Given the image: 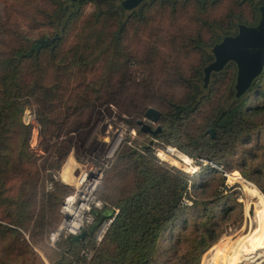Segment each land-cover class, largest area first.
I'll use <instances>...</instances> for the list:
<instances>
[{
  "label": "rangeland",
  "instance_id": "1",
  "mask_svg": "<svg viewBox=\"0 0 264 264\" xmlns=\"http://www.w3.org/2000/svg\"><path fill=\"white\" fill-rule=\"evenodd\" d=\"M62 1H65L67 7H64L63 11H58L57 15L49 16L42 10L51 9L48 0H0V59L8 56L13 49L26 48L33 42L54 41L60 34L65 17L73 9V6H68L69 0ZM206 1L208 2L205 8L208 12L206 24H203L205 13L198 10V6H192V4L182 6V9H185L184 18L185 13L190 14L193 9L196 10L197 25L203 24L201 25L203 30L200 31L204 39L202 43L197 44L193 40L188 44L168 45L163 42L153 48V55L149 56V53L146 54L144 42L137 47L138 52L133 48L137 40L135 37L137 28L129 27L123 43L125 52L135 50L128 66L133 74L129 72L127 76L118 67H104L101 69L105 75L102 80L103 88L96 89L94 86L92 80L96 75L95 71H88L87 76L83 74L82 69L78 72L79 62L70 67V70L74 72L71 73V78L74 80L70 84L71 90L68 89L67 96L62 89L57 93L49 91L46 85L51 83V80H45L43 87L34 86L38 80L44 79L33 62L28 61L22 67L19 73L20 89L13 92L11 100L16 101L17 105L6 119L8 130L4 136L5 152L3 154L9 156L10 169L13 162L20 160L18 156L23 135L20 124L26 125L29 128V136L25 150L34 158L41 180V189L43 188L47 193L60 191L63 194V200L57 208V224L46 236L38 240L40 243L36 242L37 240H31L33 235L30 229L25 230L0 219V223L19 231L18 241L13 238L3 240V234L0 233V264L3 262L5 264L8 262L9 264H40L37 260L38 256L43 264H51V259L56 257V253L60 250L58 242L66 237L60 235L54 239L51 236L55 235L60 224L64 197L72 195L74 191L70 185L55 178L59 177L58 174L61 171L67 173L76 169L78 171L101 169L103 176L93 195L103 206L115 208V201L132 190L138 180L137 166L132 164L130 159L122 156L132 148L141 150L148 160L154 157V162L161 168L175 167L192 177L188 185L189 197L183 200L187 208L162 232L152 264H194L193 260L185 262V254L189 239L197 234V225L202 227L214 225L218 235L217 239L200 254L197 264H213L215 251L219 250V246L222 249L230 241L236 244L249 236L259 235V232L263 238L264 221L259 223L257 217L260 212L259 196H264V77L259 78L253 88L244 93V105L248 109L245 117L252 123L248 135L230 150L217 153L216 159L205 158L201 155V151H193L192 147L186 146V143L195 136L198 128L204 125L205 119L213 108L214 104L209 100L203 101L189 115L183 116L180 126L177 127L178 137L174 131L168 138L155 137L150 142V138L142 133L136 124V119L146 107H156L162 110L164 115L170 111L168 103L173 95L183 97L182 100H184L186 89L182 77L190 78L199 65V70L202 72L203 68L212 61L211 48L216 43V39L235 34L239 23L254 24L259 18L258 13L253 9L257 0H244V2L220 0L218 4L212 3V0ZM263 2V0L259 1V5ZM112 4L118 3L115 0L87 1L80 5L78 12L84 20L96 11L112 10ZM122 12L120 21L123 22L130 14L129 11ZM229 19L230 22L227 23ZM183 21L189 23L183 32L190 33L194 27H197L189 19H183ZM78 26L81 25L77 23L70 31V37L65 46L72 44L73 38L77 39L75 33ZM200 29L201 27L195 28V31ZM104 34L109 37L106 32ZM197 45L200 48H197ZM204 53L210 58L205 60ZM46 59L47 57L44 56V60ZM233 68L228 67L211 74L208 84L204 82L202 74L201 78L195 82L197 86L195 102L199 101L202 94L207 95L210 88L211 91L214 89L224 91V87L227 86L222 107L231 105L233 99L228 87L231 77H235ZM45 72L46 70L42 74L45 75ZM86 82L91 83V91L85 88ZM1 92L0 86V97ZM233 95L235 96L234 88ZM7 99L5 98V101ZM5 101L3 104L8 103ZM194 107L197 105L191 104V108ZM255 107L263 109L253 111ZM162 118L161 115L157 123H150V125L152 127L161 125ZM145 122L149 123L147 120ZM114 143L116 147L112 153H109L111 144ZM178 145L186 147L189 152L193 151L194 156L183 152L177 147ZM143 146H146L147 150ZM166 147L175 148L190 157L195 171H185L180 167L175 157L187 162L188 159L173 149H170L169 153L174 160H171L169 156H163L167 157V160L161 159L158 153L165 151ZM19 170L22 171V168L19 167ZM9 183L14 187L12 192L14 194L20 180ZM60 183L65 186L60 187ZM245 185L255 189L260 195L253 196L247 193ZM39 191L38 189L37 194L30 191L31 196L38 203L41 202ZM214 205L215 216L212 218L208 216L209 219L203 218L201 214L204 206H207V211H210ZM107 220L103 221L95 233V247L85 243V247L78 250L79 259L74 258L73 264H89V262L93 264L109 227ZM24 242L28 244L27 253L20 256L25 250ZM262 260L261 258L259 262Z\"/></svg>",
  "mask_w": 264,
  "mask_h": 264
},
{
  "label": "trees",
  "instance_id": "2",
  "mask_svg": "<svg viewBox=\"0 0 264 264\" xmlns=\"http://www.w3.org/2000/svg\"><path fill=\"white\" fill-rule=\"evenodd\" d=\"M48 1L51 9L42 10L49 16L57 15L58 11H63L64 7H67L65 1L62 0ZM87 1L92 2L93 0H80L73 6V9L63 21L60 34L54 41L45 42L42 40L33 42L26 48L18 47L13 49L8 56L0 59V86L2 89L0 97V219L2 221L6 220L19 228L30 229L33 235L31 240H37L36 242H39L38 240H41L42 236H46L57 224V208L63 200V194L60 191L47 193L43 188L41 189V180L39 179L40 176L33 160L34 158L25 150L29 136V128L26 125L20 124L23 134L18 156L20 160L13 162L10 169L9 156L3 154L5 152L4 136L8 130L6 119L17 105L16 101L11 100L13 92L20 89L19 73L22 67L28 61L33 62L44 79L38 80L34 86L43 87L45 86V80H51V83L47 84L46 88L56 93L62 89L67 96L68 89L71 90L70 84L74 80V78H71V73L73 74L74 72L70 70V67L77 62L80 63L78 72L82 69L84 71L83 74H86V76L88 71L96 72L92 81L97 89L98 87L103 88L102 80L105 75L101 69L104 67H118L127 76L129 72L133 74V71L128 68L129 62L142 42L145 43L146 54L149 53V56H152L153 48L158 47L163 42L168 45H174L180 43L188 44V42L190 43L193 40L197 44L204 41L200 31L203 30L201 25L207 23L206 16L208 12L205 8L208 2L206 0H177L173 5H171L172 2L170 3V1L163 3V1L154 0L138 11L135 9L129 11L130 15L123 22L120 21L123 16L122 9H112L107 12L96 11L82 20L78 8ZM239 1L244 2V0ZM259 1L261 0H257L254 3L255 7L253 9L256 13H258ZM219 2L220 0H212V3L218 4ZM183 4L185 6H189V4L198 6V10L205 13L203 24L197 25L198 19L195 17V9L190 14L185 13L186 16L184 18L185 9H182ZM68 6H72L70 0ZM171 7L175 9H171ZM163 13L165 16H162L164 15ZM197 14L199 13L197 12ZM183 19L191 20L197 27H194L190 33L183 32L189 24L185 23ZM229 22L230 19L227 20V23ZM256 22L249 25H255ZM77 23L81 25L76 27L75 37L77 39L73 38L74 42L65 46L66 41L70 37V31L75 28ZM129 27L137 28V35H135L137 40H135V47H133L135 50L125 52L123 42L126 30ZM199 27L201 29L196 32L195 28ZM221 29L224 30L222 27ZM105 32L109 37L105 36ZM222 38L218 37L216 43ZM197 46V48H200L199 45ZM44 56L47 57L46 60H44ZM203 56L205 60L210 58L206 53ZM138 64H140L139 60ZM141 64L143 63L141 62ZM199 66L192 72L190 78L182 77L183 85L186 89L184 100H182L183 97L173 95L168 103L170 111L164 115L162 110L154 107L161 112L163 117L160 125L161 131L155 136L146 135L150 138V142L155 137L168 138L174 131L176 137H178L177 127L180 126L183 116L189 115L203 101L209 100L213 102L214 106L205 119L204 125L198 128L195 136L186 143V146L192 147L193 151H201L203 157L212 160L216 159L217 153L230 150L238 141L241 143L245 136L248 135L252 123L245 117L248 109L244 105V96L253 88L259 78L264 77V68L262 73L253 81L250 89L244 95L235 97L232 91L236 81L237 69L233 62L227 63L223 69L234 67L233 69L235 70V77H231L232 80H229L230 85L228 87L229 94H232L233 100L228 107H222L227 86L224 87V91L217 89L211 91L210 88L207 95L202 94L199 101L195 102L194 98L197 88L195 82L201 78L202 74L204 75L203 70L202 72L199 70ZM85 69L87 70L85 71ZM44 70H46L45 75L42 74ZM89 83L86 82L85 88L91 91V83ZM5 98H8L7 101H5ZM3 101L8 103L3 104ZM191 104H196L197 107L191 108ZM148 107L144 109L137 119L144 117ZM262 109V107H255L253 111ZM208 128L214 129L213 137L206 132ZM177 147L186 154L194 156L193 151L189 152L186 147L179 145ZM143 148L145 149L146 146H143ZM122 156L130 159V162L137 166V183L132 190L115 201L114 207L117 213L114 216V208L108 206L92 211L94 221L85 229L86 236L83 241H73L71 238L61 239L58 242L60 250L56 253V257L51 259V264H73L74 258L79 259L78 250L85 247V243L95 247V233L103 221L107 219H112V221L105 234L104 242L100 245L98 254L95 255L93 264H152L162 232L168 225L175 222L187 208L183 204V200L189 197L188 185L192 177L175 167L161 168L157 166L154 162V157L148 160L147 156L136 148L128 149ZM19 167L22 168V171L19 170ZM13 180H20V184L16 188L17 191L14 194L12 193L14 187L9 183ZM59 185L60 187L65 186L62 183ZM38 189L40 190L38 194L41 197V202L39 203L31 196L30 192L37 194ZM214 209L215 205L210 211H207V206H204L201 216L207 219H209L208 216L210 218L214 217ZM196 231L197 234H194L189 239L185 254V262L193 260L194 264H197L200 254L218 236L214 225L209 227L197 225ZM0 233L3 234V240L13 238L18 241L19 239V231L16 228L2 223H0ZM36 242H33V244L36 245ZM23 245L25 250L20 256L27 253L28 244L24 242ZM188 257L189 259H187ZM37 260L40 264H43L39 256ZM89 264L92 263L89 262Z\"/></svg>",
  "mask_w": 264,
  "mask_h": 264
},
{
  "label": "water",
  "instance_id": "3",
  "mask_svg": "<svg viewBox=\"0 0 264 264\" xmlns=\"http://www.w3.org/2000/svg\"><path fill=\"white\" fill-rule=\"evenodd\" d=\"M80 0H70L74 6ZM142 0H123L122 6L131 8ZM259 18L255 25L244 23L237 24V32L225 35L219 42L211 48L213 59L203 69V80L207 83L211 73L221 71L224 66L233 62L236 65V81L234 85L235 97H239L247 92L253 81L262 73L264 68V2L258 7ZM161 117V112L154 107H148L142 119H137L136 124L140 131L145 134L155 136L160 130L159 124L153 129L150 123H157ZM207 133L214 136V129L208 128ZM86 231L82 230L76 236H72L73 241H83Z\"/></svg>",
  "mask_w": 264,
  "mask_h": 264
},
{
  "label": "built area",
  "instance_id": "4",
  "mask_svg": "<svg viewBox=\"0 0 264 264\" xmlns=\"http://www.w3.org/2000/svg\"><path fill=\"white\" fill-rule=\"evenodd\" d=\"M167 147L165 148V150ZM164 152V151H163ZM64 184L70 185L74 188L73 194L64 197L63 204L61 206L62 218L58 229L51 236V238H58L60 235L71 238L81 233L94 221L92 214L93 210H99L103 208V205L98 201L93 193L99 185L103 176L101 169L93 168L89 171H78L77 169L71 172L61 171L58 174ZM117 213V210L113 209V216ZM110 225L112 219L107 220ZM107 229V227H106Z\"/></svg>",
  "mask_w": 264,
  "mask_h": 264
},
{
  "label": "bare ground",
  "instance_id": "5",
  "mask_svg": "<svg viewBox=\"0 0 264 264\" xmlns=\"http://www.w3.org/2000/svg\"><path fill=\"white\" fill-rule=\"evenodd\" d=\"M116 147V143L111 144V148L109 153H112ZM170 149L175 150L178 154L186 157L188 159L187 161L182 160L179 157H175L178 160V163H180V167H182L185 171L193 172L195 171V167L192 166L190 157H187L185 154H182L181 152L177 151L175 148L167 147V149L163 152L160 151L158 153V156L161 159L167 160V157L163 156H169L171 160H174L169 153ZM235 178V177H234ZM246 186L247 193L252 194L253 196L260 195L255 189H251L250 187ZM251 197V196H250ZM260 197V203L258 204V207L260 208L259 215L257 217L258 222L264 221V196ZM262 230V229H261ZM259 235H256L255 237H247L245 239H242L238 241L236 244L233 242H228L223 246L222 249L215 251V255L213 258V264H264V236L261 238L260 232ZM263 239V240H262ZM222 245V244H220ZM235 245V247H233ZM259 254V255H258ZM263 259L261 262H259L260 259ZM252 261V262H248Z\"/></svg>",
  "mask_w": 264,
  "mask_h": 264
},
{
  "label": "flooded vegetation",
  "instance_id": "6",
  "mask_svg": "<svg viewBox=\"0 0 264 264\" xmlns=\"http://www.w3.org/2000/svg\"><path fill=\"white\" fill-rule=\"evenodd\" d=\"M115 1H117V5H115V4H112V9H122V11H132V10H134V9H142L145 5H148V4H150L152 1H154V0H142V1H140L138 4H136V5H134V6H132L131 8H125V7H123L122 6V2H123V0H115ZM160 1H163V3H166V2H168V1H170V3H171V5H173V3H175L177 0H160ZM111 9V8H110ZM171 9H175V8H173V7H171ZM211 74H213V73H211ZM210 74V75H211ZM209 78H210V76H209ZM209 83V79H208V81H207V84ZM233 92V91H232ZM149 123H151V122H149ZM156 127V126H155ZM155 127H152L153 129L155 128ZM161 131V130H160ZM159 131V132H160ZM158 132V133H159ZM153 136V135H152Z\"/></svg>",
  "mask_w": 264,
  "mask_h": 264
}]
</instances>
